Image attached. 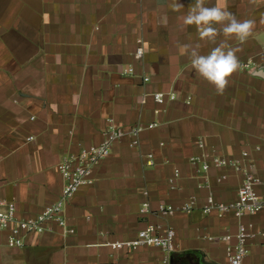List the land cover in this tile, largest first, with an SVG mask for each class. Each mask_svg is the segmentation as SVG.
Here are the masks:
<instances>
[{"label": "crops", "instance_id": "0c3cea01", "mask_svg": "<svg viewBox=\"0 0 264 264\" xmlns=\"http://www.w3.org/2000/svg\"><path fill=\"white\" fill-rule=\"evenodd\" d=\"M222 2L255 27L247 41H227L240 67L218 94L182 48L200 43L206 55L215 46L183 24L195 0H0V198L15 202L20 217L37 215L60 196L64 157L100 143L112 124L127 132L66 203L64 227L53 222L21 247L8 246L0 231V264H165L159 248L110 245L148 222L176 231L167 264H228L218 237L240 223L254 234L246 263L264 264V211L237 217L201 209L210 194L235 199L241 174L198 172L202 163L191 161L246 150L244 162L264 179V0ZM157 92L165 93L162 103ZM135 126L143 128L134 136ZM257 189L264 195V183ZM190 200L196 206L185 210ZM160 204L175 210L159 214Z\"/></svg>", "mask_w": 264, "mask_h": 264}, {"label": "built area", "instance_id": "2783aa9c", "mask_svg": "<svg viewBox=\"0 0 264 264\" xmlns=\"http://www.w3.org/2000/svg\"><path fill=\"white\" fill-rule=\"evenodd\" d=\"M134 52V56L140 59L144 55L142 42ZM247 66V64H246ZM149 78L144 77V81ZM174 97V94H170ZM155 100L162 103L165 93L157 92L154 94ZM157 123H149L148 128L156 126ZM142 126H135L130 134L137 135L142 130ZM127 132L122 128L112 124L106 131L103 140L98 144H92L82 148L75 154L64 157L57 168L62 174L65 183L60 196L51 204L46 205L37 215L29 217H20L17 214L15 202L0 198V231L6 233V243L10 247H21L25 244V238L32 233H41L50 228L51 223L59 226L66 225L64 209L66 203L74 196L79 188L85 184L92 183V172L94 166L106 158L112 149V145L121 139ZM137 140L133 141L136 144ZM199 146H203L200 141ZM256 149H259L257 146ZM249 158L248 151H242L240 157L227 158L223 156H213L207 159V155L191 158L192 162H201V168L198 172H207L212 167H232L241 174L240 185L237 188L236 198L230 201L216 199L212 194L208 195L201 209L204 213H216L218 216L233 214L242 217L247 214H255L264 211V195L258 192L257 187L264 183L262 176L256 173L255 164L252 161L244 162ZM149 164L153 163V156L149 155ZM180 175L175 171L174 176L169 179L170 186L174 187L175 179ZM196 206L195 201L190 200L184 205L185 210H191ZM148 203L143 204L142 211H147ZM174 207L167 204H160L159 214L170 215L174 212ZM264 234V233H262ZM254 234L250 232L249 226L240 223L235 233H227L218 237L220 241L225 242L226 257L228 264H247L245 259L248 254V240ZM176 231L171 226H163L156 222H148L141 228L135 237L115 241L110 245L115 249L136 250L141 246H152L163 250L166 255L163 263L169 262V254L175 251ZM212 239V238H211ZM242 250V251H241ZM242 255V259H241Z\"/></svg>", "mask_w": 264, "mask_h": 264}, {"label": "clouds", "instance_id": "9594fccd", "mask_svg": "<svg viewBox=\"0 0 264 264\" xmlns=\"http://www.w3.org/2000/svg\"><path fill=\"white\" fill-rule=\"evenodd\" d=\"M173 7L179 10L183 5L174 4ZM183 24L184 26L194 25L201 41L215 45L206 55L201 54L200 43L194 46L184 44L182 48L188 54L191 67L196 74L212 85L218 94H223L229 86L230 78L240 67L236 50L228 47L227 41L231 39L247 41L252 35L255 21L238 20L232 12L227 10L222 0L213 7H206L205 0H195V3L189 6L187 15L183 17ZM221 35L224 40L217 42V37Z\"/></svg>", "mask_w": 264, "mask_h": 264}]
</instances>
